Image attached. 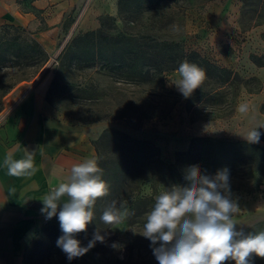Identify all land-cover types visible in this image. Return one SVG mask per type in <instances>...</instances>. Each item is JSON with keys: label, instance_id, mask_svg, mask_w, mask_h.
I'll use <instances>...</instances> for the list:
<instances>
[{"label": "rangeland", "instance_id": "rangeland-1", "mask_svg": "<svg viewBox=\"0 0 264 264\" xmlns=\"http://www.w3.org/2000/svg\"><path fill=\"white\" fill-rule=\"evenodd\" d=\"M31 1L20 3L34 13V25L21 27L27 37L35 38L39 31L49 29V15L47 10L32 7ZM118 2L112 9L110 0L78 1L66 13L58 42L50 51L42 46L47 53L45 62L34 69L0 72V126L13 100L20 98L17 91L34 84L46 88L50 103L92 128L98 138L106 128L120 129L153 141L168 162L187 150L193 137L245 140L249 130L264 125V18L260 24L250 16L242 20L243 0H159L154 8L147 5L129 15L120 13ZM102 23L114 34L179 43L183 56L177 66L187 60L205 70L200 88L185 98L175 85L169 86V81L178 78V67L154 82L142 83L102 61L86 65L73 59L67 52L72 40L100 29ZM201 59L206 63H200ZM18 79L24 80L4 94L5 87ZM242 103L249 106L246 114L237 111ZM257 131L261 133L259 144L264 146V127ZM253 172L243 169L230 176L231 191L240 206L233 220L236 230L246 235L261 232L256 225L264 222V183L258 182L264 180V168L255 170L257 180ZM143 225H130L127 220L107 225L94 216L86 232L75 238L87 246L99 229L104 243L97 241L85 255L69 261L57 246L59 237L31 240L25 264H158L151 241L140 234ZM114 243L120 247L113 248ZM251 264H264V258L253 254Z\"/></svg>", "mask_w": 264, "mask_h": 264}, {"label": "trees", "instance_id": "trees-1", "mask_svg": "<svg viewBox=\"0 0 264 264\" xmlns=\"http://www.w3.org/2000/svg\"><path fill=\"white\" fill-rule=\"evenodd\" d=\"M157 1L119 0L118 6L122 15H129L147 5L154 8ZM247 16L260 24L258 22L264 18V0H243L242 20ZM180 49V44L175 42L114 34L102 23L100 29L76 36L67 52L80 63L91 65L102 61L109 68L124 72L132 81L147 83L178 67L177 62L183 56ZM46 60V51L37 39L27 37L25 28L14 24L0 26V72L34 69ZM201 62L206 63L204 59ZM21 80L24 79L6 86L4 94ZM93 144L102 179L110 185L109 194L98 198L93 207L99 223H103L100 217L113 201L121 212H126L122 220H127L130 225L145 223L159 192H165L173 185H187L184 171L189 166L198 165L207 175H215L223 168L229 170L230 176L243 169L254 170L252 176L256 180L255 170L264 168V146L246 140L193 137L187 150L178 152L174 162L164 160L159 146L153 141L135 138L114 127L106 128ZM258 182L264 183V180ZM256 227L263 231L264 222ZM61 235L60 226L49 223L39 229L32 240ZM119 263L123 264V261Z\"/></svg>", "mask_w": 264, "mask_h": 264}, {"label": "clouds", "instance_id": "clouds-1", "mask_svg": "<svg viewBox=\"0 0 264 264\" xmlns=\"http://www.w3.org/2000/svg\"><path fill=\"white\" fill-rule=\"evenodd\" d=\"M178 78L169 81L185 98L200 88L206 73L203 68L187 60L176 69ZM237 111L246 114L249 106L238 105ZM252 128L243 138L249 143H259L261 133ZM71 147V145L69 146ZM35 151H27L25 158L13 160L11 154L3 161L7 174L13 177L31 176L35 172ZM186 186L173 185L156 197L153 208L147 213L143 237L151 241L158 264H251L253 254L264 258V231L244 234L236 230L233 214L239 211L238 199L230 186L227 168L215 175L201 172L198 165L184 171ZM110 185L102 179V169L95 159H84L73 165L67 182L60 183L40 199L41 212L46 219L58 216L63 233L57 246L69 261L82 257L96 242L104 243L100 230L93 234L87 246H81L76 235L86 232L94 220L93 207L98 198L109 194ZM67 197L66 200L62 198ZM123 208V205H121ZM59 209V210H58ZM126 215L116 207L115 201L108 206L100 219L104 224L119 223ZM159 242V246H156ZM113 248H119L113 244Z\"/></svg>", "mask_w": 264, "mask_h": 264}, {"label": "crops", "instance_id": "crops-1", "mask_svg": "<svg viewBox=\"0 0 264 264\" xmlns=\"http://www.w3.org/2000/svg\"><path fill=\"white\" fill-rule=\"evenodd\" d=\"M78 1H31L32 7L47 10L49 15V29L34 35L47 51L58 42L66 13ZM110 2L116 9L117 0ZM35 18L20 0H0V26L32 28ZM17 94L20 98L13 100L0 126V264H25L26 247L35 233L49 223L60 226L58 216L45 222L40 199L68 181L73 165L84 159L97 161L93 142L99 134L59 111L47 100L46 88L34 84ZM27 151H35L34 174L9 176L5 157L11 154L13 160H18L25 158Z\"/></svg>", "mask_w": 264, "mask_h": 264}, {"label": "built area", "instance_id": "built-area-1", "mask_svg": "<svg viewBox=\"0 0 264 264\" xmlns=\"http://www.w3.org/2000/svg\"><path fill=\"white\" fill-rule=\"evenodd\" d=\"M44 220H45V222H48V221H49V219H46V217H45V219H44Z\"/></svg>", "mask_w": 264, "mask_h": 264}]
</instances>
